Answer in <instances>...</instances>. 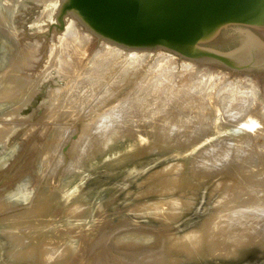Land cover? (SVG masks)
<instances>
[{
	"label": "rangeland",
	"instance_id": "obj_1",
	"mask_svg": "<svg viewBox=\"0 0 264 264\" xmlns=\"http://www.w3.org/2000/svg\"><path fill=\"white\" fill-rule=\"evenodd\" d=\"M53 2L0 0L2 10L11 8L8 10L11 18L1 21L5 23L0 29V73L8 66H5L7 56L18 51L15 41L19 36L3 34L12 31L20 35L22 42L39 45L34 53V76L47 70L48 63L57 67L50 70V78L34 86V96L26 106L21 103L22 98L29 99L28 90L10 100L0 98V115L4 119L10 117L4 121L11 124L8 127L15 128L0 145V202L4 203L1 207L11 209L0 212V264H264V229L259 238L236 246L244 232L235 228L246 223L244 220L251 224L254 217L260 219L259 224L264 222L261 195L264 182L252 183L253 180L245 179L233 169V164L241 162L233 163L234 151L249 154L250 161L264 164V148L260 151L264 146V127H252L253 136L247 133L245 145L238 148L228 139L241 133L240 117L245 112L241 107H232L234 115H226L231 118L227 119L228 131L216 133L207 128L204 133H209L202 136L204 133L197 129L188 137L200 138L191 142L187 133L175 135L170 130L169 137L175 135L182 140L170 142L166 137V142L160 140L158 131L163 129H159V121L154 122L161 111L160 103L140 90L143 81L151 80L149 65L153 62L129 72L114 70L119 67L109 68L101 80L81 85L83 89L79 93L75 87L95 77L92 49L80 70L70 71L75 75L73 78L58 74L60 60L47 57L51 47H59L62 35L53 33L49 39L40 35L55 23L52 16L58 8L54 9ZM45 14H48L47 22L42 19ZM74 21L79 29L81 25ZM41 24L43 30L39 31L37 25ZM232 31L228 33L236 37L235 30ZM88 37V41L75 45L90 48L96 38L92 34ZM231 38L238 44L239 38ZM227 46L225 39L216 44L219 49ZM41 55L43 58L38 60L36 56ZM173 58L183 62L176 56ZM6 82L1 80L0 92L9 88ZM55 89L74 95L71 101L52 111L54 105H60L55 102L51 106L49 102L48 93ZM184 112L187 116L183 112H178L179 115L167 111L161 112V116L170 119L182 116L178 119L185 122L194 116L195 108L188 106ZM224 112L225 109H219L209 113L213 125L224 118ZM109 119L118 120L102 132L94 128ZM194 119L193 125L197 123ZM128 126L133 132H128ZM229 154V159L224 161L223 156ZM263 166V173H259L264 179ZM175 178H178L176 184L171 181ZM240 199L246 202L241 210H252V214L242 216L236 222L238 225L228 228L222 237L221 213ZM247 235L251 236L246 231ZM192 236L193 239L197 236L195 241Z\"/></svg>",
	"mask_w": 264,
	"mask_h": 264
},
{
	"label": "bare ground",
	"instance_id": "obj_2",
	"mask_svg": "<svg viewBox=\"0 0 264 264\" xmlns=\"http://www.w3.org/2000/svg\"><path fill=\"white\" fill-rule=\"evenodd\" d=\"M38 1L45 2L46 0H38ZM52 1H54L53 4L55 3L54 9L56 10L57 8H59L60 0H52ZM7 9L9 11H11V8H7ZM8 10H2L0 8V29L4 26V23H5V22H1L2 18H5V20L11 18V13ZM55 10L52 12L54 13ZM53 13H52V15H54ZM52 17H54V16H52ZM42 19L47 22L48 21L47 20L48 14H45L42 17ZM70 19H72V18L67 19L65 31L62 34H60V35H62V37L60 39L62 41L61 42L59 41L60 42L59 47H56V46L53 48L51 47V51H49L50 54L47 57L49 59L55 58V59L60 60L59 61L60 63L59 62L58 63H59V67L61 68V70L58 71V74H62V75H65L69 78L70 77L73 78L75 75L72 76V73L70 71H73L75 73H76V71L78 72L80 70V68L83 66V61H84L85 57L87 56V53H89L88 51L92 49L91 50L92 51L91 53H93V55H92L93 61L92 62H95L94 64H95L96 68L94 70V73L96 75L94 73H93L94 75H92V73H90L92 76H95V77H91L90 80L88 79L89 81L88 80L85 81L84 84L79 83L80 85L78 87H75V88L79 89L78 92L80 93L81 89H83L81 87V85L92 84L93 82H97V81L101 80V78L103 77V72H106L107 69H109V68L119 67L118 69H114V70H117V72L118 71H128L129 72V71H133V70H137V69L141 68L143 66V64L146 65V64H149L150 62H153L151 65H149V66H151L149 68L152 70L149 74L151 80L143 81L141 84L140 83L139 84H140L141 92L146 91L149 98H151V97H152V99L155 98L154 100L156 101V103L157 102L160 103L159 105L161 107L160 108L161 111H160L158 117H156V119L154 121L156 123H158L157 121H159V125L161 126L159 129H163L162 131H158V133L160 135V140L165 141V137H166V138L171 139L170 142L180 141V139L182 140V138L179 136H175V135L177 133H179V134L180 133H182V134L187 133L188 134L187 138H189L188 141L194 142L196 139L200 138V136L195 137L196 139L194 138V136H193V138H190L188 136H189V134H190V136H192V134L196 133V131H198L197 129H199V131L201 130L200 131L201 134L204 133L207 128H211L209 130V132H211V130L213 132H216V133L224 132L225 130L228 131L229 130L228 128H230V126L228 125L229 121L227 119L231 120V118H227L228 116H226V115H234V113H233L234 109L231 110L232 107H241L243 109V111L245 112V113H243V117H240L241 125H239L238 131H240L241 133H237L236 136L232 137V139H228L229 141L235 142L234 144L238 148L243 147L245 145V142H244V141H246L245 136H247V133H251L250 130L253 129L252 127L255 128V127H258L259 125H260L259 127H261V125H262V127H264V101L261 102V98H260V97H263V100H264V91L262 90L263 87L261 85L262 83L264 85V73H256L255 75H242V74H236V73L231 72V71H228V73H224V72L218 71L219 68L199 65V64H196V63L190 62L188 60H184V59H182L183 62L180 63L179 61H177L178 60L177 58H173L175 55L172 57L169 54H165L164 51H158V52L124 51L123 49H120L116 46L109 45L103 41L98 42L97 39L94 41L93 46H91L90 48H88V49L81 48L75 44L81 45L82 43L88 41L90 39L88 37L89 34L88 35L85 34L83 30H82L83 31L82 32L81 31L82 28H80L81 27L80 25H78L80 27H79V29H77L76 22L74 21L75 19L68 21ZM44 21H42V22H44ZM36 23H37V20H36ZM37 26L39 27V31L43 30L44 25L41 24V25H37ZM44 29H46V28H44ZM4 33L7 36L8 35L9 36L10 35L11 36H19V38H20V35L16 34V32H13V31L11 33L10 32H3V34ZM235 35H236V33H235ZM23 36H25V35H23ZM231 37L236 38L233 34L229 35L230 39H232ZM19 38H18L19 44H18V41H15V45H16V42H17V45H19L18 51L15 50V51H17L15 54L7 56V59H5V60H7V62L5 61V64H6L5 66H7V65L8 66L5 68V70L2 73H0V82H1V80L4 79L5 81H7L6 83L9 84V85H7V86H9V88H7V90L0 92V98L3 99L4 101L10 100L11 98L17 96L18 95L17 93H21L24 90H28V91H30V92L27 91L28 92L27 95L29 96V99L28 98L27 99L22 98L23 101L21 100L22 101L21 104L26 106L30 102V100L33 98L32 96H34V86L38 85L37 84L38 82L40 83V81L48 79L52 76L50 70L55 67L54 66L55 63H52V62L48 63L49 68L47 70H45V68H44L45 71H39L38 75L34 76V68H35L34 67V55L37 53L35 51V49H38L37 46H39V45L34 43V42L33 43H29V42L24 43L21 41V39L19 40ZM239 39L242 41L243 45L248 46L251 43L252 37H250L249 35H247V36L242 35L241 38H239ZM39 40H40V38H39ZM233 42H236V41H232V43ZM97 43H101V44H99V46L96 47ZM74 47H75V49H72ZM16 48H17V46H16ZM166 53H168V52H166ZM43 56L44 55H41L39 58L36 56V58L38 60H40V58H43ZM46 61L48 62V59H46ZM46 61H44V62H46ZM38 64L40 65V63H38ZM72 64H75L76 68L71 69V68H73ZM56 66H58V65H56ZM201 67H204V68H201ZM205 67H207V68H205ZM37 68H38V65H37ZM55 68H57V67H55ZM77 80H78L77 82H81V79H77ZM67 86H69L68 83H67ZM214 88L215 89L217 88V92H213V90L215 91ZM71 92H76V90L71 91ZM73 95H74V93L70 94V92L64 91V90L62 91L61 89H55V90L50 91L48 93L50 105L53 106V104L55 102L60 103V105H54L52 111H56L59 108H61V106L63 104L65 105V102L71 101V96H73ZM76 95L77 94H75V96ZM2 103H3V101H2ZM188 106H190V107L194 106L195 113H194L193 117H191V116H189V118L187 117L189 120L186 119L185 122L179 120L182 116L180 117L177 115L178 117H180L179 119H178V117H174L171 119L166 118L167 115L165 116V118L163 116H161V114H162L161 112H164V111H167L168 114H170L171 112H176V113L183 112L187 116V113L184 111L187 109ZM219 109L220 110H222V109L226 110V112H224V114L222 115V117H224V118H222L224 121H222V119L220 118L218 121H215L214 125H213L212 121H211L212 117L210 118L209 113L215 112ZM247 110H249L248 113H247ZM14 111H15V109H14ZM0 117L3 118L2 115H0ZM168 117H169V115H168ZM1 118H0V145H3L2 142H4L8 136H10L12 133H14L15 128L12 129V128L8 127L11 124L6 123V121L9 120L10 117H9V119H4V118L1 119ZM111 118H114V117H111ZM193 119L197 121V123L194 125L192 124ZM234 119L238 120L239 117H235ZM241 119H242V121H241ZM4 120H6V121H4ZM117 120L118 119H113V120L109 119L108 122H99L94 126V128L96 130L98 129V130H100V132H102L103 128L109 126L113 121H117ZM240 122H239V124H240ZM19 124H21V123H19ZM183 127H185L188 131ZM231 127H233V125H231ZM183 129H185V130H183ZM259 129L261 130L262 128H259ZM259 129H258V132H259ZM127 130H128V132H133V130L131 129L130 126H128ZM170 130H172V132L170 134H175L172 137L168 136V134H169L168 132ZM209 132H206V133H209ZM206 133L202 134V136L205 135ZM250 135L253 136V133H251ZM263 135H264V133H263ZM254 138H255V135H254L253 140H252L253 142L251 141L252 143L255 142ZM181 142H185V140H183ZM5 144H6V142H5ZM239 145H241V146H239ZM80 146H82V145H80ZM261 148L262 149L260 151L263 150L264 146H262ZM83 150H84V148H83ZM230 156H231V154L223 156V160L225 161V160L229 159ZM233 160H234L233 163L235 161H239V160L241 161L237 164H233V166H234L233 169L236 173H241V175L247 180H253L252 183L253 182H255V183L260 182L261 185L263 184L264 179L262 178V174L259 173V172L263 173V171H261L262 165H264L263 163H261L262 161L259 163H257L258 161H250V155L249 154L241 155L239 152L237 153V151H234V153H233ZM171 168L172 167H170L169 169L171 170ZM172 176L174 177L175 175H172ZM256 177H259L260 180H256ZM170 179H171V177H170ZM177 179L178 178H175V180H171V181H173V182L175 181V184H176ZM166 183H167V181H166ZM168 183H167V185L170 186ZM252 183L250 185H252ZM175 184H172L171 186H173ZM227 187L229 188V185H227ZM224 188H225V186H224ZM244 190H246V189H244ZM261 191L263 192V194H261V195L264 196V189ZM241 194H242V192H240L237 196H240ZM259 194L260 193H258L257 195H259ZM257 195H255L257 197V199H261V196H257ZM4 200H6V199H4ZM1 204H4L3 201L0 202V212H5V211L11 210V209H7L5 207H1V206H4ZM245 206H246L245 199L236 200V203L234 205L226 206V208L224 209V212L221 213L222 216L219 219V220H221L219 222V224H221L223 226L219 230V232L221 233L220 235L222 237L226 236L228 228H232V226H236L235 223L242 216H244V215L251 216L252 210H247V211L241 210ZM162 212H160V213H162ZM233 213H235V214L232 215ZM25 215H29V213L20 214V215L18 214V216L14 217V219H16L17 217H24ZM70 215H72V214H70ZM236 215H239L238 218ZM244 221L246 223H242V225H238L236 223L238 226H236L235 228H237L239 231L243 230V232H244L243 236H242V241L238 242L236 244V246L241 245V244H245V243L247 245V243H249V242H247L246 240L259 238L260 232L264 229V222L259 224L260 219L257 220V219H255V217H254V220H250V221H252V223L249 225H248L246 220H244ZM250 221H249V223H250ZM211 225H213V224H211ZM211 225H209V226L212 227ZM14 231H16V230H14ZM208 231L210 232V230H208ZM246 231L249 234H251V236H248V235L245 236ZM193 237L194 236H192V240L196 239L197 236L194 239H193ZM191 242H193V241H191ZM238 248H239V246H238ZM235 249H237V248H235ZM230 250H231V248H230ZM222 251H224V250H222ZM235 253H237V252H235Z\"/></svg>",
	"mask_w": 264,
	"mask_h": 264
},
{
	"label": "water",
	"instance_id": "obj_3",
	"mask_svg": "<svg viewBox=\"0 0 264 264\" xmlns=\"http://www.w3.org/2000/svg\"><path fill=\"white\" fill-rule=\"evenodd\" d=\"M54 17L40 34L46 39L72 18L98 42L124 51H164L236 74L264 73V0H60ZM231 30L252 37L250 45L230 42ZM222 39L229 46L216 48Z\"/></svg>",
	"mask_w": 264,
	"mask_h": 264
}]
</instances>
